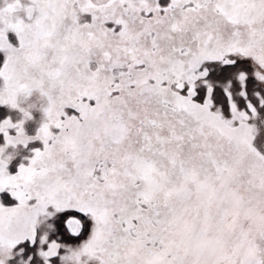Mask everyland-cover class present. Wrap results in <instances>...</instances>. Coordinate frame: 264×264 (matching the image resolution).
<instances>
[{
	"label": "snow or ice",
	"instance_id": "6c2138e0",
	"mask_svg": "<svg viewBox=\"0 0 264 264\" xmlns=\"http://www.w3.org/2000/svg\"><path fill=\"white\" fill-rule=\"evenodd\" d=\"M0 264H264V0H0Z\"/></svg>",
	"mask_w": 264,
	"mask_h": 264
}]
</instances>
